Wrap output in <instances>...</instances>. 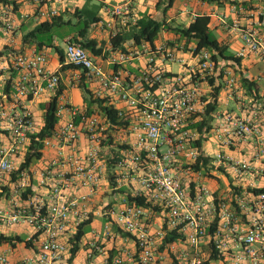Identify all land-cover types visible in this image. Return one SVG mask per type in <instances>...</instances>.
<instances>
[{
	"label": "built area",
	"instance_id": "2783aa9c",
	"mask_svg": "<svg viewBox=\"0 0 264 264\" xmlns=\"http://www.w3.org/2000/svg\"><path fill=\"white\" fill-rule=\"evenodd\" d=\"M34 1L33 15L40 21L59 16L57 5L66 0ZM106 11L111 41L139 21L132 0L109 4ZM14 14L12 6L4 5L0 15V30L7 38V47L0 51V82L8 87L2 98L10 103L9 108L0 107V196L12 187L9 205L0 207V230L23 225L33 233L23 242L30 254L13 260L12 250H0V264H74L76 236L84 223H91V199L101 189L109 162L114 191L128 189L131 198L146 205L126 196L122 206L106 209L103 233L88 242L85 264H264V148L259 126L254 118L218 112L203 145L213 138L219 150L210 154L195 145L201 138L195 125L211 101L204 100L205 84L222 74L226 88L233 91L235 74L216 62L212 51L196 53V46L169 42L115 50L106 59L114 69L107 71L84 41L68 38L65 61L76 68L75 80L98 84L92 97L116 110L119 120L113 123L102 110L80 111L60 95L57 116L60 120L68 114L70 119L42 142L41 153L45 147H58V154L38 175L46 191L39 195L31 192L30 167L21 170L17 160L37 134L32 103L45 95L50 103L61 79L47 69L46 52L7 49L14 42ZM258 15L257 28L243 30L234 24L244 43L240 57L252 52L264 58V18ZM6 51L11 59L2 55ZM144 56L147 62L138 73L126 70L128 63ZM167 64H179L182 70L173 73ZM83 138L84 153L79 149ZM244 145L257 147L250 158L234 154ZM82 188L88 192L76 194ZM155 215L160 224L153 221ZM116 232L136 244L127 257L108 253L106 242L114 243ZM169 237L174 239L166 242Z\"/></svg>",
	"mask_w": 264,
	"mask_h": 264
},
{
	"label": "crops",
	"instance_id": "0c3cea01",
	"mask_svg": "<svg viewBox=\"0 0 264 264\" xmlns=\"http://www.w3.org/2000/svg\"><path fill=\"white\" fill-rule=\"evenodd\" d=\"M120 0H100V10L97 16H92L87 22L85 26V30H81L78 34L68 35L65 37V42L68 38L80 39L84 42L93 41L95 43V49L100 51V55L94 54L91 50H89L93 55L100 57L104 62V69L107 71L113 70L114 67L112 65H108L106 59L112 54L113 46L111 44V32L112 30L107 26L108 22L111 20L109 14L106 11V7L109 4H114ZM134 9L139 17V19L149 16L157 21L166 22L173 27L177 26H189L197 16L200 15H208L211 17L210 28L211 31L216 35L217 40L229 47V52L237 58H240V63L237 64L234 61H221L222 64H225L226 68H229L232 71L238 81L237 87L235 90L231 91L226 88L225 79L223 75H215L208 83L205 84L206 94L204 100L210 101L212 100L211 92L213 89L220 88V93L218 96V112L229 113L230 115L242 117V118H254L255 122L259 126L260 134L263 137V141L261 142L264 148V101H256L254 99L253 93L242 85L241 79L247 78L250 81L259 84V92L260 95L264 96V58L256 55L252 52H247L245 56L240 57L239 53L243 50L244 43L241 38L239 31L234 29V24L238 23L241 29H249V28H257L260 20V16L258 15L261 12L262 17L264 18V0H239L238 5H233L230 1H221V7L217 4H208L201 0H176L173 7L170 8L167 13H164L163 9L165 8L162 5L161 8H157V4L159 0H132ZM232 1V0H231ZM12 6L14 8V3H16L15 14L13 18L16 20V28L13 34L10 36L14 40L12 47L8 45V50L14 53H32L34 51H44L48 55V63L47 69L51 72H57L60 76L61 83L60 86L63 88V92L61 97L63 100L70 103L72 107L80 111L87 112L88 110V101L85 97L83 91L79 88L78 82L75 80V72L76 68L72 65H69L61 61V56L57 52V47L60 48L58 42L54 38H49V33L41 34L37 36V39L30 38L28 41L25 40V36L33 31L38 25L52 21L51 19H44L40 21H36L34 18V12L36 10V3L34 0H10ZM87 4H82L85 2H80L77 0H66L63 4L57 5L59 9V16L62 17V24L58 26H62L64 24H70L74 19L80 21L88 13L93 12V7L91 6V0L86 1ZM180 3V4H179ZM241 3H246L247 5H241ZM5 4L0 2V15L3 11V6ZM95 7V5H94ZM241 9L240 11L236 9ZM252 12H255L254 16L251 17ZM28 14L29 17L21 18V15ZM57 18V17H56ZM176 21H180L181 24L175 23ZM55 27V26H54ZM53 27V28H54ZM120 27V26H118ZM134 26H129L127 29H124L123 33L127 35L128 40L123 44L122 49H125L126 52L135 50L136 44L134 43L130 30ZM84 31L83 36H81V32ZM0 51L2 47H7V38L0 30ZM172 43L177 45H185V47L196 46L195 42H191L186 45V40L180 39L174 32L163 31L160 33L158 39L155 42V47L157 48L160 45L165 43ZM6 44V45H5ZM51 50H54L56 53L55 56L51 54ZM117 51H122L120 49H116ZM63 53L65 50H62ZM5 57L12 58V55L9 52H4L2 54ZM65 58V55H64ZM5 60V59H4ZM147 62V56L141 57L139 59H135L132 62L126 65V70L138 73L139 68L143 67ZM159 63V61H158ZM160 64V63H159ZM173 64H167L166 69L173 73L180 72L182 70L181 66H179V70L174 72L172 70ZM225 69V68H224ZM88 89L93 96L94 91L99 88V85L96 83H87ZM8 93V87L4 86L2 82H0V107L5 106L7 108L10 107V103L6 100H3V94ZM93 98V97H92ZM94 99V98H93ZM4 102V104H3ZM49 100L48 97L43 96L40 99L35 100L32 105V111L34 114L37 133H39L44 127V117L46 114V109L48 107ZM93 113H100L99 106L95 105L91 108ZM70 119V116L65 114L62 119L59 120L56 130H58L64 123H66ZM215 146L216 149H212ZM79 149L84 153L86 152V140L83 138L80 141ZM257 147L254 145H244L241 148L234 151V154L238 157H246L250 158L251 155L256 151ZM203 150L213 154L219 150L217 144L213 138L210 141H207L203 145ZM28 152L21 155L17 163L18 165H22L25 161L26 154ZM42 158L36 162H34L30 166V172L33 173V187L31 188L38 193L39 195H43L46 191L39 186V173L41 170L58 154V147L49 148L45 147L42 150ZM111 162H109L108 172L103 176L101 182V189L93 195L91 199V223L87 226L92 227V231L89 232L86 229V233L83 236L80 245V249L77 252L76 257L74 258V264H85L86 263V255L88 250V242L94 240L97 235H102L105 222L107 221V217L103 216V213L106 209H110L116 206H122L123 200L126 196L129 197V190L125 189L120 192L114 191L111 184ZM223 184L226 182V179H222ZM211 186L213 188H217L215 183H212ZM11 185L5 190V194L0 196V207H7L9 205L8 195L11 194ZM222 189H224V185H222ZM88 192L87 189H80L76 192V194H83ZM104 221V225H101L100 221ZM153 221L157 224H160L161 218L159 215H155ZM116 231V230H115ZM33 230L27 226H15L9 229L0 230V235L3 234L5 236L11 237H21L24 239V242L27 238L32 235ZM117 239L113 243L111 241L106 242L104 238L102 241L106 242V247L109 255H123L127 257L129 253H132L136 249V244L131 237L127 235H120L116 232ZM10 244L0 245L1 251H9L10 257L13 260H16L19 257L25 256L29 253V250L24 248V243H18L15 248ZM100 260V259H99Z\"/></svg>",
	"mask_w": 264,
	"mask_h": 264
},
{
	"label": "trees",
	"instance_id": "16d2710c",
	"mask_svg": "<svg viewBox=\"0 0 264 264\" xmlns=\"http://www.w3.org/2000/svg\"><path fill=\"white\" fill-rule=\"evenodd\" d=\"M176 0H159L157 4V8H161L164 5V13L173 7ZM208 4H217L221 7L222 0H201ZM230 1L233 5H238L239 0H225ZM1 3L5 5H10V0H0ZM241 5H247L246 3H241ZM14 8H16V3H14ZM62 17H54L52 21L42 23L38 25L33 31L25 36V40L28 41L30 38L37 39L38 35L45 34L51 32L54 26H58L62 24ZM211 17L208 15H200L195 18V20L189 26H177L173 27L172 25L166 22L157 21L149 16H145L137 22L136 26H134L130 32L131 37L134 43L138 46H141L142 43L148 42L151 46L154 47L156 40L159 35L163 31L174 32L180 39L186 40V45L191 42L196 43V53H199L201 50L206 49L212 51L214 53L213 59L216 62L219 61H234L239 64L240 58L235 57L229 52V47L221 44L217 38L214 36L213 32L210 28ZM85 30V29H84ZM84 31L81 32V36H83ZM128 40L127 35L125 33L118 34L116 37L112 38L111 44L113 49H120L123 52H126L125 49H122L123 44ZM85 48L91 50L94 54L100 55V51L95 49V43L93 41L85 42ZM57 52L61 56V61L64 62V53L63 51L57 47ZM241 83L243 86L248 88L254 95V99L256 101H264V96L260 95L259 92V84L253 81L248 80L247 78H242ZM79 88L85 94L88 101V110L87 113H92V107L95 105L99 106L100 110L104 113L108 120L113 123H118L119 117L116 110L112 107L105 106L104 100L93 99L90 90L88 89L85 81L79 84ZM63 88L59 86L57 94L53 97L51 102L48 104L46 109V114L44 117L45 123L42 130L34 134L31 138V144L25 159V163L22 164L21 170L28 169L34 162L40 160L43 154L40 151V147L42 142L53 136L56 126L59 122V118L57 116V107L60 95H62ZM220 93V88H215L212 93V100L206 106L204 114L201 116V121H199L195 128L201 134L200 140L195 144L198 148H203V142L206 140V135H208L212 130V122L214 121V114L218 111V96ZM199 168V165L197 166ZM130 198V201L136 200L140 205H146L144 201L139 199ZM148 206V205H147ZM89 222L84 223L78 231V235L76 236V245L75 248L72 249V253L75 255L80 249V241L82 237L86 233L87 226ZM173 237L167 238L166 242L173 240ZM24 239L21 237H11L0 235V245L10 244L12 246H16L18 243H23Z\"/></svg>",
	"mask_w": 264,
	"mask_h": 264
},
{
	"label": "rangeland",
	"instance_id": "374dc122",
	"mask_svg": "<svg viewBox=\"0 0 264 264\" xmlns=\"http://www.w3.org/2000/svg\"><path fill=\"white\" fill-rule=\"evenodd\" d=\"M82 4H87V2L82 3ZM91 6L93 7V12L88 13L87 16H85L82 20L78 21L76 19L73 20L72 23L70 24H64L62 26H55L52 30L51 33H49V38H54L57 42L58 45L60 46L61 50H66L67 48V44L65 42V37L68 35H75L78 34L81 30L85 29L86 26V22L92 18V16H97L99 10H100V0H91ZM180 4V3H179ZM95 5V7H94ZM175 23L177 24H181L180 21H176ZM214 34V33H213ZM214 36H216L214 34ZM51 54L55 56V52L54 50H51ZM172 70L174 72H177L179 70V66L177 64H173L172 65ZM86 97V96H85ZM212 149H216L215 146L212 147ZM101 225H104V221H100ZM87 231L91 232L92 231V227H88Z\"/></svg>",
	"mask_w": 264,
	"mask_h": 264
}]
</instances>
